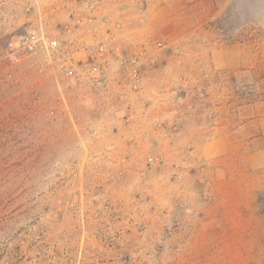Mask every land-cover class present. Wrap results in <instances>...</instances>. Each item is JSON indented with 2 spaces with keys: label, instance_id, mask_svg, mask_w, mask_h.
Listing matches in <instances>:
<instances>
[{
  "label": "rangeland",
  "instance_id": "374dc122",
  "mask_svg": "<svg viewBox=\"0 0 264 264\" xmlns=\"http://www.w3.org/2000/svg\"><path fill=\"white\" fill-rule=\"evenodd\" d=\"M201 1L189 35L137 37L100 0L78 45L138 56L133 90L11 48L33 3L0 0V264H264V0Z\"/></svg>",
  "mask_w": 264,
  "mask_h": 264
},
{
  "label": "built area",
  "instance_id": "2783aa9c",
  "mask_svg": "<svg viewBox=\"0 0 264 264\" xmlns=\"http://www.w3.org/2000/svg\"><path fill=\"white\" fill-rule=\"evenodd\" d=\"M28 8L25 32L18 35L10 42V47L25 53H32L39 49L55 51L57 61L61 68H71L77 65L81 75L88 79L94 86L104 85L105 72L111 61H118L127 65V79L133 90H137L141 81L138 67L139 57L134 56L125 60L120 46L114 44L111 34L106 33L103 38L95 36L89 45H78L77 36L85 25L95 26L98 20L100 0H61L57 7L52 9L54 15L64 12L66 23L60 37H51L45 30V19L42 17L40 0H32ZM157 47H162L157 44ZM78 51L81 56H76ZM141 54H145L142 51ZM151 64L155 63L153 57L149 58ZM130 115V114H129Z\"/></svg>",
  "mask_w": 264,
  "mask_h": 264
},
{
  "label": "crops",
  "instance_id": "0c3cea01",
  "mask_svg": "<svg viewBox=\"0 0 264 264\" xmlns=\"http://www.w3.org/2000/svg\"><path fill=\"white\" fill-rule=\"evenodd\" d=\"M101 1L102 11L110 19L122 21L125 25V28L122 30H127L129 34L137 37L189 35L194 27L193 21L198 20L197 11L195 10H197L198 5L202 2L201 0ZM55 2L60 4L61 0H55ZM173 5H176V8ZM140 6L146 7L142 10ZM104 27L105 25H102L101 28L103 29ZM107 27L109 26L107 25ZM165 68L167 69V67ZM148 79L152 86L158 81L155 79L153 81V78L150 77ZM165 79H168L167 75ZM153 91L158 94L156 88Z\"/></svg>",
  "mask_w": 264,
  "mask_h": 264
}]
</instances>
